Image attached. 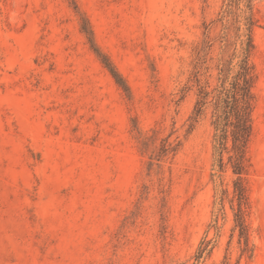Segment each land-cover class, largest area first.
I'll list each match as a JSON object with an SVG mask.
<instances>
[{
    "label": "rangeland",
    "instance_id": "1",
    "mask_svg": "<svg viewBox=\"0 0 264 264\" xmlns=\"http://www.w3.org/2000/svg\"><path fill=\"white\" fill-rule=\"evenodd\" d=\"M247 35L244 240L191 117ZM0 264H264V0H0Z\"/></svg>",
    "mask_w": 264,
    "mask_h": 264
},
{
    "label": "trees",
    "instance_id": "2",
    "mask_svg": "<svg viewBox=\"0 0 264 264\" xmlns=\"http://www.w3.org/2000/svg\"><path fill=\"white\" fill-rule=\"evenodd\" d=\"M247 23L248 25L251 23L250 17H247ZM251 49V39L247 35L241 49L233 53V57L237 58L236 64L231 66L232 61H229L228 64L218 68L215 85L210 84L207 79L203 85L199 86L191 117L192 123H196L206 111L210 113V124L213 129V173L211 176L213 180L220 178L225 169L230 168L233 176L230 206L234 212L235 228L244 240H247L245 217L249 210L246 177L251 169L248 147L253 133L256 81V74L249 60ZM104 58L107 60L106 57ZM104 65L117 84L121 85L122 79L112 65L107 61H104ZM227 192V189L221 187V183L216 187L217 210L213 220L214 227H216L218 212L223 209ZM206 243H202L199 247L197 259L207 250Z\"/></svg>",
    "mask_w": 264,
    "mask_h": 264
}]
</instances>
